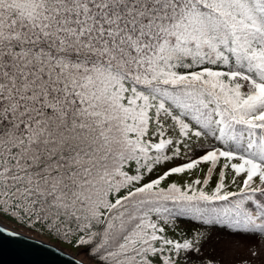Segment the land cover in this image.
I'll return each mask as SVG.
<instances>
[{"label": "snow or ice", "instance_id": "1", "mask_svg": "<svg viewBox=\"0 0 264 264\" xmlns=\"http://www.w3.org/2000/svg\"><path fill=\"white\" fill-rule=\"evenodd\" d=\"M6 218L77 264H227L205 225L264 264V0H0Z\"/></svg>", "mask_w": 264, "mask_h": 264}, {"label": "water", "instance_id": "2", "mask_svg": "<svg viewBox=\"0 0 264 264\" xmlns=\"http://www.w3.org/2000/svg\"><path fill=\"white\" fill-rule=\"evenodd\" d=\"M60 248L15 232L0 223V264H77Z\"/></svg>", "mask_w": 264, "mask_h": 264}, {"label": "trees", "instance_id": "3", "mask_svg": "<svg viewBox=\"0 0 264 264\" xmlns=\"http://www.w3.org/2000/svg\"><path fill=\"white\" fill-rule=\"evenodd\" d=\"M162 171L157 169L156 172H154L152 174V178H155L156 175L161 174ZM166 183H172V181L168 180ZM176 183V182H175ZM178 184V183H177ZM230 190H237L236 187L233 185ZM191 218L188 216H184V217H180L178 218L177 222H176V229L174 232H170L169 234L175 238V239H179L180 236L184 233H186L190 228L195 231V227H193V225H197V222L193 221L191 224L187 223V221H190ZM1 223H3L4 225L9 226L10 228H13L15 230H17L18 232L33 236L35 238H38L44 242H48L50 244H54V245H58V247L62 248L65 252L72 254V255H76V253H78L79 255H82V259L81 260H85V253L87 252V249L85 248H78L75 247L72 244L67 243L65 240H63L62 238H59L57 236H55L54 234H51L49 232H47L45 229L37 226L36 228H28L22 225L17 224L15 221L11 220V219H3L0 220ZM213 227H215V231H213ZM221 227H223L222 225H205L203 227L200 228L201 231H207L208 234H210L212 236V234H215L213 236V238L216 237H229L227 236L224 232L219 231L218 229H220ZM211 255V254H210Z\"/></svg>", "mask_w": 264, "mask_h": 264}, {"label": "rangeland", "instance_id": "4", "mask_svg": "<svg viewBox=\"0 0 264 264\" xmlns=\"http://www.w3.org/2000/svg\"><path fill=\"white\" fill-rule=\"evenodd\" d=\"M199 154H200V150H197L195 153H189L188 156H182L180 159H178L176 161H173V162H170L169 164L163 165V166H161L158 169L163 172L166 168L171 167V166H175L177 164L185 163V162L188 161V159L190 157H192L194 155H199ZM201 168H203L206 171V166H201ZM201 168H198V169H196V170H194V171H192L190 173L181 174L179 176H173L169 180L172 181V182H176L179 185H183L184 183H189L192 179H195V178L202 179L204 172L201 171ZM215 179H216V177L214 175L213 176V181H212L213 184L215 182ZM214 235L215 234H212V241H211V243L209 245V248H208L209 254L215 253L217 255L218 259L224 260L225 262H227V264H235V262H237L243 256L246 255V253L243 250L232 251V252H229V251L226 250V245L223 242L224 241H228L230 239V237H216V238H213ZM246 243H249V244H252L253 246H255L257 241H247ZM261 243H264V241H261ZM55 246H56V248L58 247V245H55ZM70 255L71 256H76L79 261H83V260H81L82 259V255H79L78 253H76V255L75 254L74 255L70 254Z\"/></svg>", "mask_w": 264, "mask_h": 264}]
</instances>
